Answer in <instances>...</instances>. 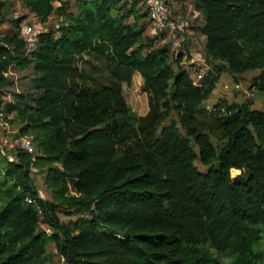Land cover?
Segmentation results:
<instances>
[{"label":"trees","instance_id":"16d2710c","mask_svg":"<svg viewBox=\"0 0 264 264\" xmlns=\"http://www.w3.org/2000/svg\"><path fill=\"white\" fill-rule=\"evenodd\" d=\"M17 1L60 21L29 49L0 2L13 29L0 35V114L33 146L0 149V264H45L49 247L62 264H264V111L205 106L223 75L259 71L249 90L264 96V0H193L197 83L188 51L145 35L143 0ZM12 71L31 72V91H11ZM134 74L143 116L123 96Z\"/></svg>","mask_w":264,"mask_h":264},{"label":"rangeland","instance_id":"374dc122","mask_svg":"<svg viewBox=\"0 0 264 264\" xmlns=\"http://www.w3.org/2000/svg\"><path fill=\"white\" fill-rule=\"evenodd\" d=\"M8 4V18L9 19H19L23 18L21 24V30L26 26H30L33 31L46 32L51 28L56 29L57 23L60 21L55 15L50 16L46 22H40L37 20L33 14H31L22 3L17 0H0ZM63 2H68L67 11L76 12V0H63ZM193 0H168V4L171 9L172 23L170 27L160 35L157 29L153 28L149 19L142 20V24L146 28L145 35L148 37H156V46L168 45L171 51L176 50V53H184L188 51L190 54V59L184 58V67L190 69V72L197 74L195 70L200 72L205 71L207 66L203 61L204 55V40L202 37L194 35L192 32V27L200 24L202 22V17L194 11ZM140 3L137 9L141 7ZM60 3L55 2L54 7H59ZM144 7V6H143ZM143 11L144 8H141ZM4 13V12H1ZM131 22V19H129ZM12 26L10 20L4 19L3 15H0V35L8 34L12 32ZM187 55V54H186ZM193 67H192V66ZM13 72V78L16 81L15 87L11 88V91H31L30 88V78L31 72L26 71L23 73ZM259 71H250L244 74L238 80L231 78L228 75H223L218 82L216 89L214 90L211 97L205 103V106L211 108L220 99H226L229 102H242L246 99L252 102V108L264 111V96L258 94L255 91H250V80L254 76L258 75ZM142 78L139 74H134L132 77V82L130 85H122L123 96L133 112L139 116L146 114L148 110L147 96L141 91ZM4 101H9L10 98L6 96L3 98ZM11 116L0 117V149L10 150L11 148L18 147L17 137V127L12 125L9 120ZM28 139V138H27ZM239 174V171H231V176L234 177ZM34 183L39 191L40 197L46 200H50L49 191L45 187L43 174L33 173ZM60 219L63 222L75 219V216H65L60 214ZM48 252L53 255V257L47 261L45 264H62L59 257L54 254V248L49 247Z\"/></svg>","mask_w":264,"mask_h":264},{"label":"built area","instance_id":"2783aa9c","mask_svg":"<svg viewBox=\"0 0 264 264\" xmlns=\"http://www.w3.org/2000/svg\"><path fill=\"white\" fill-rule=\"evenodd\" d=\"M143 3L145 5L144 8L148 13L149 20L153 25V28L157 29L156 31L158 32L164 33L172 23L171 9L168 4V0H143ZM21 32L24 40L28 44V48H34L35 36L37 33L33 31L30 26H26ZM202 76L203 72H200V74L197 75L193 74L195 83H197ZM0 117H2L1 114ZM18 146L26 149L30 153L33 151V146L30 140L27 138H20L18 140Z\"/></svg>","mask_w":264,"mask_h":264},{"label":"crops","instance_id":"0c3cea01","mask_svg":"<svg viewBox=\"0 0 264 264\" xmlns=\"http://www.w3.org/2000/svg\"><path fill=\"white\" fill-rule=\"evenodd\" d=\"M204 40V39H203Z\"/></svg>","mask_w":264,"mask_h":264}]
</instances>
